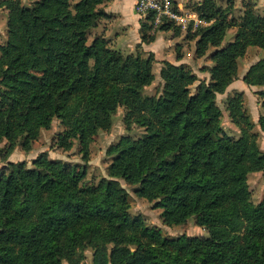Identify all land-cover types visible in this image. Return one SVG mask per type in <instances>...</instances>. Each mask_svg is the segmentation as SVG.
<instances>
[{
  "label": "trees",
  "instance_id": "1",
  "mask_svg": "<svg viewBox=\"0 0 264 264\" xmlns=\"http://www.w3.org/2000/svg\"><path fill=\"white\" fill-rule=\"evenodd\" d=\"M107 1L0 0L6 7L15 2L16 9L0 44V160L19 142L30 149L55 118L65 125L59 144L70 148L78 140L86 158L120 105L126 123L145 128L141 137L124 135L109 147V177L97 185L84 183L85 169L46 152L32 166L9 162L0 173V264H62L64 258L84 264L87 247L94 249L92 264H264V195L254 203L248 183L250 172L264 169V151L243 95L228 102L239 137L223 132L217 104L247 47L264 49V15L245 11L236 39L212 54L211 80L201 81L196 93L187 64L166 59L163 88L150 96L144 89L155 78L154 53H124L102 34L89 43L91 30L109 16L102 7ZM188 5L211 22L192 33L199 36L197 54L204 55L221 45L235 21L217 0ZM151 28L149 19L142 22L143 42L155 40ZM171 29L174 35L182 30L172 22L159 27ZM245 81L264 84V58ZM259 123L264 131V114ZM121 179L162 207L165 223L194 216L209 235L167 237L133 217Z\"/></svg>",
  "mask_w": 264,
  "mask_h": 264
},
{
  "label": "rangeland",
  "instance_id": "2",
  "mask_svg": "<svg viewBox=\"0 0 264 264\" xmlns=\"http://www.w3.org/2000/svg\"><path fill=\"white\" fill-rule=\"evenodd\" d=\"M29 0H23L28 3ZM194 8L202 2V0H187ZM219 6L228 8L231 11L230 17L235 21V25L229 27L224 40L218 47L211 46L204 55H198L196 52L197 41L199 36L193 31L186 32L181 30L179 35H174L171 30L153 32L160 34L165 41L164 51L174 58L176 63H186L192 70L195 76V81L190 86L191 94L197 92L198 85L201 81L209 82L211 80L210 67L214 65L212 54L218 48L227 46L234 41L238 34V23L248 8H252L257 14L264 15V0H217ZM16 16L15 2H12L11 7L0 6V44L6 42L8 37L7 22L11 17ZM143 22V18L140 17ZM207 22L204 26L209 25ZM136 25H134L135 27ZM104 26L100 24L91 30L89 34V43L104 31ZM115 30H119L116 29ZM198 30V29H197ZM109 35L114 38L115 34L112 31ZM138 31L131 25L122 37L118 38V42L114 48L120 49L124 53H141L143 56H148L149 52L143 50L141 45L136 46L134 38ZM188 34H191L188 36ZM130 41V44H127ZM180 49H177V47ZM179 50V51H177ZM182 53V60H175L177 53ZM264 58V49L253 45L248 46L245 54L238 58V71L232 83L227 87L225 92L217 95V104L222 110L221 123L223 132L229 136L239 137L241 135V128L232 120L228 102L231 97L236 94H242L244 105L251 115L254 122V127L251 130L256 137L260 148L264 151V131L261 129L259 118L264 114L262 106L261 91H264V84L256 85L249 84L245 81V76L251 66ZM163 60L155 58L153 63V71L155 78L153 82L144 89L145 95H158L163 88V80L161 78V68ZM126 108L120 105L114 115L113 123L107 130H101L95 135L94 140L90 145V155L88 158L84 157L81 145L78 140H74L70 148H65L59 144V134L64 131L65 125L60 119L55 118L50 128L41 130L39 137L31 144L30 149H26L21 142L10 152L7 157H2L0 160V173L7 170L8 164L11 161H25L28 166H32L33 160L42 152H46L49 158L57 161H62L71 167L77 169H85L86 176L84 183L88 185H97L102 177H109V166L112 162L113 155L108 152L111 145L116 144L124 135H130L133 138L141 137L145 128L137 123L128 124L125 121ZM8 142L4 141L3 146H8ZM121 183L129 192L130 212L133 217L140 216L147 225L160 229L163 235L167 237H176L181 234L190 236H208L209 230L206 226L197 223L193 216L187 222L178 225H169L165 223L162 217V207H156L154 201L139 197L134 191V186L126 183L121 179ZM248 183L251 190V196L254 203L258 204L264 195V169L259 171H252L248 175ZM84 264H92L94 249L87 247L83 250ZM62 264H70L69 260L64 258Z\"/></svg>",
  "mask_w": 264,
  "mask_h": 264
},
{
  "label": "crops",
  "instance_id": "3",
  "mask_svg": "<svg viewBox=\"0 0 264 264\" xmlns=\"http://www.w3.org/2000/svg\"><path fill=\"white\" fill-rule=\"evenodd\" d=\"M135 3L136 0H108L107 2L103 3L102 7L109 14V16L103 18L99 23V25L102 24L104 26V32L102 35L109 38L111 46L114 47V45L118 42V38L122 37V34H124L125 31H127L128 28L133 25V28H136L138 31L137 36L134 38L136 46L141 45L143 50L154 53L155 58L158 60L167 59L174 62V58H171L169 54H165V41H163V38L160 34L156 35V38L153 41H142V21L140 20V15L135 12ZM134 25L136 26L134 27ZM115 28L119 30H115ZM112 31L115 34V41H113L114 38L109 36L111 35L110 33ZM127 44H130V41H128ZM175 60L179 61L177 58H175Z\"/></svg>",
  "mask_w": 264,
  "mask_h": 264
},
{
  "label": "built area",
  "instance_id": "4",
  "mask_svg": "<svg viewBox=\"0 0 264 264\" xmlns=\"http://www.w3.org/2000/svg\"><path fill=\"white\" fill-rule=\"evenodd\" d=\"M135 12L144 20L149 19L152 33L167 22L180 26L186 32H195L208 22L189 7L187 0H136Z\"/></svg>",
  "mask_w": 264,
  "mask_h": 264
}]
</instances>
